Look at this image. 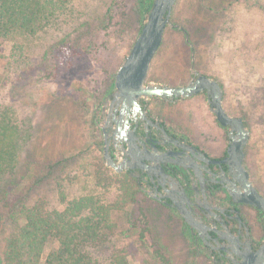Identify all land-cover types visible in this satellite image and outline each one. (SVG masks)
I'll use <instances>...</instances> for the list:
<instances>
[{
    "label": "rangeland",
    "instance_id": "374dc122",
    "mask_svg": "<svg viewBox=\"0 0 264 264\" xmlns=\"http://www.w3.org/2000/svg\"><path fill=\"white\" fill-rule=\"evenodd\" d=\"M135 3L74 0L73 17L61 24L33 39L0 40V110L13 112L25 140L17 167L2 177L0 198L32 174L42 177L50 165L62 162L34 185L27 206L43 200L48 209L63 210L84 196L113 205L110 242L93 253L102 264L117 252L128 264H210L193 254L181 222L138 191L118 203L128 178L108 169L95 147L91 113L113 89V77L140 32ZM170 18L169 27L178 23L187 31L164 32L146 83L182 87L192 65L217 80L224 109L250 131L246 163L264 194V0H177ZM148 103L165 121L191 130L194 140L218 148L216 121L202 96L180 105L159 97ZM54 245L46 246L43 258Z\"/></svg>",
    "mask_w": 264,
    "mask_h": 264
},
{
    "label": "flooded vegetation",
    "instance_id": "af4514ba",
    "mask_svg": "<svg viewBox=\"0 0 264 264\" xmlns=\"http://www.w3.org/2000/svg\"><path fill=\"white\" fill-rule=\"evenodd\" d=\"M195 80L192 74L187 84ZM113 92L114 86L95 102L91 113L101 160L104 163L106 146L107 158L119 166V171L105 166L133 180L141 197L176 217L193 254L205 256L210 264H264V252L260 253L264 246V211L233 196L248 193L249 182L264 198L246 163L248 142L242 167L225 162L230 130L218 124L210 112L206 92L160 100L180 105L202 96L216 121L218 148L194 140L193 132L184 130L176 120L165 121L157 107L149 106L150 98L138 101L141 112L135 117L132 111L126 117L122 104L113 102ZM125 123L126 140L122 141L118 139L122 133L119 127Z\"/></svg>",
    "mask_w": 264,
    "mask_h": 264
},
{
    "label": "trees",
    "instance_id": "16d2710c",
    "mask_svg": "<svg viewBox=\"0 0 264 264\" xmlns=\"http://www.w3.org/2000/svg\"><path fill=\"white\" fill-rule=\"evenodd\" d=\"M73 1L0 0V40L33 39L41 31L73 17L69 9ZM152 2L136 0L139 31ZM172 25L165 31H187L178 23ZM185 37L192 48L188 36ZM24 141L13 112L0 110V183L2 177L13 173L17 167L18 152ZM61 163L50 165L42 177L32 174L25 184L15 187L14 193L0 198V264H102L93 253L110 242L114 228L110 221L113 205L104 204L95 196H84L66 203L63 210H50L43 200L27 206L34 185ZM128 180L123 185L125 194L118 197V203L128 202L137 192L133 180ZM51 242L55 245L43 258ZM108 264L128 262L124 254L117 252L109 257Z\"/></svg>",
    "mask_w": 264,
    "mask_h": 264
},
{
    "label": "water",
    "instance_id": "95a60500",
    "mask_svg": "<svg viewBox=\"0 0 264 264\" xmlns=\"http://www.w3.org/2000/svg\"><path fill=\"white\" fill-rule=\"evenodd\" d=\"M177 0H153L149 11L145 14L142 21V27L138 37L133 43L129 53L114 75V92L113 102L122 104V112L129 116L140 113V105L138 101L152 97L166 98H190L201 92H206L210 112L214 115L216 121L221 126L228 127L230 130L231 142L228 147V157L225 160L230 166L243 165L244 147L248 142L249 131L243 121L238 117L226 114L222 107V89L216 80L199 74L190 68V73L196 76L194 82L188 83L184 87L160 86L153 83H146V77L150 69V65L162 44L165 29L169 24L173 7ZM191 46V45H190ZM127 125L119 127L122 133L118 139L125 141V130ZM234 132L237 135H234ZM104 163L115 171H119V166L112 160L107 158L106 146L104 148ZM249 188L248 193H238L233 195L238 202H244L257 207L264 211V198L259 196L250 183H246ZM187 221L191 223L188 219ZM264 252V246L260 253Z\"/></svg>",
    "mask_w": 264,
    "mask_h": 264
}]
</instances>
